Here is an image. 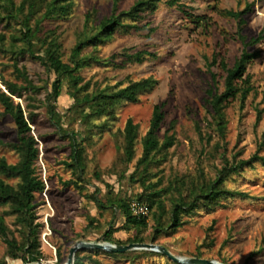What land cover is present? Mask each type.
<instances>
[{"label":"rangeland","instance_id":"1","mask_svg":"<svg viewBox=\"0 0 264 264\" xmlns=\"http://www.w3.org/2000/svg\"><path fill=\"white\" fill-rule=\"evenodd\" d=\"M15 1L19 3L21 0ZM135 1L120 0V8L128 9ZM166 1L159 2L154 12L145 14V19L140 22L148 24L145 30H133L130 33L117 30L106 42L87 47L84 51L110 57L128 48L130 52L148 50L154 56H147L141 63H127L123 67L103 66L93 62L80 72L84 77L82 84L90 81L84 93L105 88L117 90L130 81L148 76L158 81L151 91L141 94L136 102H123L112 115L81 119L73 112H67L74 100L68 94L65 84L56 102L58 110L66 114L61 124L63 129L49 120L45 108L38 110L32 132L40 151L38 174L45 182L44 191L37 193L35 201L37 221L43 223L40 238L44 256L40 260L65 264L71 247L79 240L106 242L104 233L113 226L118 229L113 233L115 239L126 241L129 237L139 236L144 242L167 247L175 256L201 255L221 262L224 260L228 264H264V164L260 161L231 174L225 182L226 187L246 192L248 196L229 198L214 211L198 208L190 214H183L184 225L175 232L155 234L152 215H149V225L144 229L126 227L120 212H117L115 218L111 210L100 212L86 195L92 193L93 183L101 187L102 195L113 190L129 201L136 200L137 195L143 191L142 184L138 180H132L130 175L141 155L140 140L148 130L156 103H164L166 112L159 132L161 139L170 122L176 120L175 128L170 132L175 134L174 145L166 155H157L149 169L151 176L148 183L157 189L164 190L177 179L187 183L196 180L199 169L204 171L206 178L214 179L225 164L221 155L223 152L229 160L237 152H240L238 158L249 159L257 152L262 140L264 111L259 121L257 114L258 108L264 110V39L260 44L248 47L249 50L262 51L261 56L248 67L255 90L250 92L245 102L237 97L227 104V131L225 139L220 141V149L214 148L221 140L217 134L210 144L202 143L196 131V122L199 121L206 128L212 110L207 103V91L213 85L208 61L218 53L228 65H232L244 49L237 35V21L225 11L241 10L251 3L252 10L245 15L247 23L243 33L248 37L257 36L264 29V0H180L187 12L202 17L198 23L191 22L186 12L182 13L176 5L169 6ZM112 7L113 0H74L67 17L44 19L42 31L56 29L62 43L63 59L70 61L79 38L85 31L95 32L99 21L112 13ZM88 14L90 18L86 24ZM39 15L32 19L33 25ZM13 25L19 26L15 23ZM149 28L155 29L150 35L147 34ZM1 30L7 36L14 31L12 28H3L0 24ZM116 62L122 63V57H118ZM19 63L27 67L30 76L37 82H43L41 78L48 77V72L39 61L26 57ZM212 69L219 73L218 86L222 90L224 73L216 66ZM0 72L6 78L16 80L13 60L2 55ZM0 110H3L1 103ZM129 117L140 128L136 157L126 166L122 161V129ZM65 129L78 133L85 150L87 183L84 191L73 185H65L66 180L76 178L64 164V161L70 160L71 152L70 139L65 135ZM16 138L13 119L9 115L4 116L0 120V139L13 141ZM259 154L264 155V147ZM1 156L6 157L10 163L18 161L15 152L0 146ZM95 171H100V179L95 177ZM8 181L16 182L13 179ZM105 183L111 187L105 186ZM172 196H176L175 191L162 196L168 210ZM5 209L7 208L0 207V213ZM156 211L154 208L153 212ZM89 216L97 218L93 227L88 226ZM169 216L170 213L167 212L163 218L167 219ZM6 220L19 238L14 216L7 215ZM58 249L61 250V258L58 256ZM254 252L256 254L251 256ZM155 253L116 257L86 248L81 250L80 255L84 264H179L163 253ZM5 256L6 245L0 238V257ZM29 259L34 260L31 257ZM7 261L9 264H24L22 259L7 258Z\"/></svg>","mask_w":264,"mask_h":264},{"label":"trees","instance_id":"2","mask_svg":"<svg viewBox=\"0 0 264 264\" xmlns=\"http://www.w3.org/2000/svg\"><path fill=\"white\" fill-rule=\"evenodd\" d=\"M162 0H136L128 9L120 8V0H113L112 13L104 17L95 26V32L85 31L74 46L70 61H64L62 55V43L57 35L56 29H46L42 31V21L44 19H62L67 17L72 10L74 0H0V24L3 28H12L9 35L0 31V55L13 60L14 75L16 80L5 77L0 72V103L3 110H0V120L9 115L15 124L17 138L13 141L0 139V146L12 150L18 155V161L10 163L6 157H0V207H5L0 213V238L6 245V256L0 257V264H9L7 258L22 259L24 264L43 258L41 251V229L43 223L37 221L36 196L45 189V182L38 174L37 161L39 159V146L35 135L32 132V124L38 110L45 108L49 120L63 129L62 121L66 117L65 113L58 110L56 102L62 94V89L66 84L68 94L73 98L74 103L67 109L81 119L96 117L101 115H112L116 108L123 102H136L143 93L151 91L158 83L152 76L130 81L126 86L117 90L97 89L85 92L90 85V81H84L81 70L90 66L93 62L98 65H112L123 67L127 63H141L147 56H154L148 50H137L130 52L125 48L119 53H114L110 57L85 53L87 47L96 46L109 40L113 34L120 30L123 33H130L133 30L141 31L148 27V24H140L145 19L146 13H152L157 9V5ZM169 6H177L182 13L191 19V22L198 23L202 17L194 13L187 12L185 5L180 0H167ZM252 10V4L248 3L244 9H228L226 14L237 21V35L244 45L239 57L232 65H228L218 53L214 54L208 61V67L213 79V85L207 91V103L211 106L210 118L207 120V127L204 128L199 121L196 122V131L202 143L210 144L217 134L219 140L214 148L220 149V141L224 140L227 131V118L225 108L227 104L239 97L245 102L250 92L255 90L252 84V75L248 72L249 65L261 56V49L249 50L248 47L260 44L264 39V29L257 36L248 37L243 33L247 23L245 15ZM41 13V15H39ZM39 15L32 24V19ZM90 14L87 15L88 24ZM19 25L15 26L13 24ZM155 29L149 28L148 35ZM39 61L48 72L47 78H41L43 82H37L29 74L25 65H20L19 61L24 58ZM118 57H122V63L116 62ZM7 66V65H6ZM218 67L224 73L223 89L218 86L219 73L212 68ZM20 81V82H19ZM44 97H41V95ZM262 108H258L257 121L263 113ZM166 112L164 103H156L153 106L150 124L145 135L141 138V155L137 158L135 170L131 173L132 180H138L144 187L143 191L137 195L136 200L146 202L150 208V215L153 218L155 234L162 232H175L184 225L183 214H190L202 208L214 211L217 206L224 205L223 201L236 196L246 197V192L238 191L226 187L227 178L234 173H238L245 166H252L254 162L260 161L264 164V155H260V150L264 147V131L262 140L258 145L257 152L249 159L238 158L240 152L234 154L229 160L225 153L221 155L225 159L224 166L218 170L214 179L206 178L204 171L199 169L198 179L186 182L175 180L164 190L157 189L148 179L151 176L149 171L151 164L157 155H166L168 150L175 143L174 132L170 133L176 125V120H172L165 130L164 138L160 137V130L165 121ZM140 125L132 117L127 118L122 129V161L127 166L136 157V148L139 143ZM64 133L68 138L71 149L69 161L64 164L72 170L76 178L65 181L66 186H75L80 191L86 189L87 179L85 150L82 146L78 133L71 129H65ZM203 152V151H202ZM100 179V171L94 173ZM122 176H124L122 174ZM16 182L11 183L8 180ZM160 182V179L159 181ZM92 193L86 194L88 199L93 201L100 212L112 211L115 218L120 212L125 219L126 227H135L139 230L149 225L148 217H139L131 211V203L135 200H127L119 193L109 190L102 195V189L96 184ZM105 186L111 187L105 183ZM176 192V196L171 197V207L168 210L162 198L164 193ZM154 208L157 209L153 212ZM170 213L167 219L163 217ZM15 218V225L19 232V238L6 220V216ZM89 227H93L97 218L89 216ZM118 229L111 226L104 233V240L116 244H128L133 242H144L139 236L129 237L126 241H121L113 237V233ZM79 249L75 255L74 264H84L83 257ZM102 251L112 256H129L134 253L156 254L151 250H131L125 252ZM61 258V250L57 251ZM256 252L252 253V255ZM34 258V260L29 259ZM201 257V255H196ZM97 262V261H96ZM225 263V261L223 260ZM99 263V262H98ZM180 264V263H179Z\"/></svg>","mask_w":264,"mask_h":264},{"label":"water","instance_id":"3","mask_svg":"<svg viewBox=\"0 0 264 264\" xmlns=\"http://www.w3.org/2000/svg\"><path fill=\"white\" fill-rule=\"evenodd\" d=\"M3 87V86H2ZM4 88V87H3ZM101 249L108 252H125L131 250H151L159 253H163L168 256L170 259L177 263L181 264H228L221 262L216 259L203 258V257H179L171 253V251L157 243H148V242H133L129 244H115L111 242H92L79 240L74 246L71 247L68 259L65 264H74L76 252L79 249ZM26 264H55L50 261L38 260L28 262Z\"/></svg>","mask_w":264,"mask_h":264},{"label":"built area","instance_id":"4","mask_svg":"<svg viewBox=\"0 0 264 264\" xmlns=\"http://www.w3.org/2000/svg\"><path fill=\"white\" fill-rule=\"evenodd\" d=\"M131 211L133 214L139 217H148L150 215V208L148 203L140 202V201H133L131 203Z\"/></svg>","mask_w":264,"mask_h":264}]
</instances>
